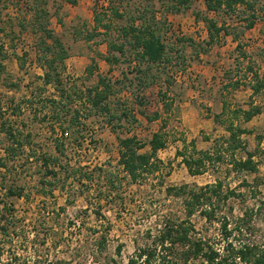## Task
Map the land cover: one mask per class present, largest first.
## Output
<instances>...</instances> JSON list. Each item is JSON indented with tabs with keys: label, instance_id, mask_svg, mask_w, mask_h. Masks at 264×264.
Returning <instances> with one entry per match:
<instances>
[{
	"label": "rangeland",
	"instance_id": "obj_1",
	"mask_svg": "<svg viewBox=\"0 0 264 264\" xmlns=\"http://www.w3.org/2000/svg\"><path fill=\"white\" fill-rule=\"evenodd\" d=\"M243 1L233 12H210L205 0H0V227L4 205L13 204L11 221L20 219L27 237L14 235L13 244L29 264L41 255L82 264L85 250L101 235H107L106 253L114 264H127L137 243L147 241V231L160 229L165 217L185 218L181 200L167 195L169 187L217 181L236 193L217 204L231 236L223 238L221 224L199 213L192 218L197 232L219 249L264 240L257 211L264 198V86L257 93L252 89L257 80L264 82V0ZM41 8L47 19L39 23L33 9ZM46 20L66 53L51 68L59 84L42 80L48 61L60 54L45 37ZM208 20L227 27L214 43ZM142 22L163 38L167 52L161 63L140 57L131 29ZM98 93L106 97L94 104ZM253 107L260 113L244 121L240 110ZM231 124L245 129L244 147L236 150L226 143ZM156 133L166 142L155 157L159 170L132 182L118 163L120 139L135 137L145 145L141 152L150 153ZM201 152L224 159L191 176L183 159ZM249 153L258 171H234L232 159ZM45 157H59L58 178L42 179ZM67 164L96 171L93 182H65ZM9 186L23 189L24 196L6 197ZM40 222L37 242L33 231ZM53 227L59 233L52 234ZM4 241L0 234V252ZM86 263L96 264L91 257Z\"/></svg>",
	"mask_w": 264,
	"mask_h": 264
},
{
	"label": "trees",
	"instance_id": "obj_2",
	"mask_svg": "<svg viewBox=\"0 0 264 264\" xmlns=\"http://www.w3.org/2000/svg\"><path fill=\"white\" fill-rule=\"evenodd\" d=\"M207 10L210 12H233L235 7L244 2L243 0H205ZM252 7V6H251ZM115 13L118 12L115 10ZM33 18L36 22L42 23L41 18L47 19V11L45 9H33ZM97 19V17H95ZM48 21L43 23V32L46 39L52 40L53 48H60V54L58 58H54L48 61L49 66H46V72L43 77V82L45 85L51 83L59 84L61 81L59 78H53L51 73V68H53L56 62L63 61L66 58V53L62 48V43L60 39L54 36L51 30L47 28ZM255 24L254 19L250 21L247 25L248 29H251ZM207 28L209 32V41L214 43L216 39L220 37V34L224 32L226 34V26H219L215 21L208 20ZM108 28V27H107ZM4 32V31H1ZM131 32H133L134 44L140 49V57L147 61L149 64H158L163 62L166 58L167 47L163 41L161 35L154 30L152 25H145L143 22L140 27H132ZM129 31L125 30L127 35ZM45 50L52 51L51 47L46 46ZM50 68V69H47ZM53 71V69H52ZM259 79V75H256ZM258 84L252 89L254 93H257L263 88L264 82L257 80ZM106 97V93H98L96 99H94V104H99ZM57 103L56 101H52ZM243 114V120L248 122L254 116L260 113L259 107H253L248 111L240 110ZM124 116H128L127 113H123ZM158 115H156L157 117ZM60 119V117H55ZM3 128H6V123H3ZM66 130H63L65 134ZM227 132L229 137L226 139V143L233 147L234 150L244 147L241 141V135L245 133V129L235 126L233 124L227 127ZM6 135L12 137L10 131L6 132ZM22 146V144H21ZM57 146V145H56ZM151 149L150 153H142L141 151L145 148V145L140 143L135 137H127L120 139V157L119 165L123 168L124 172L130 177L132 182L139 181L144 173L154 172L159 170V161L155 159L156 154L159 150L166 147V142L161 138L160 134L156 133L153 135L151 141L149 142ZM254 155L252 153L247 154L246 159H232L231 165L234 171H247V172H257V163L253 159ZM224 159L221 153L215 154L213 158L208 153H199L198 158L190 157L184 158L183 163L186 165L191 176L202 175L206 172L208 164L213 161L222 162ZM59 157H45L41 163L45 173H43L42 179L48 176H53L58 178L59 172L57 170V165L59 164ZM52 164V165H50ZM70 164V163H69ZM52 166V167H51ZM69 170L64 169L63 173L69 172L67 176L64 177V181H68L73 178L78 184H86V182H93L95 178V172H84L80 167L75 169L70 166ZM1 167H5V163H1ZM73 168V169H71ZM71 170V171H70ZM100 172L105 173L103 168L98 169ZM104 176V174H103ZM42 185H45V181H42ZM64 189H62L63 191ZM6 197L22 198L24 196L23 189L15 188L14 186H9L5 188ZM234 190L224 191L223 183L217 181L214 184L206 185L204 187L191 188L188 185H182L179 187H169L167 189V195L173 196L181 200L185 218L176 219L172 216L165 217L160 223V229L156 232L147 231V241L142 244L137 243L136 254L129 258L127 264H152L157 262V264H264V240L256 241L250 240L244 245L236 250H233L232 246L228 244L226 247L219 249L212 242L210 237L202 236L197 232L196 226L192 221L193 216L199 213L207 222H218L222 226V233L225 239L231 236V231L228 230L227 217L222 214V211L217 207V204L221 202H227L232 196H235ZM255 209H253L254 211ZM252 211V212H253ZM257 211L263 217L264 221V198L261 199ZM3 212V224L0 227V234L5 237V241L2 244V251L0 252V264H29L30 259L27 256L20 255L16 252L14 247V235L24 237L25 230L21 228V220L14 218L15 209L14 205L6 203L2 209ZM248 212L244 213L241 221L244 222L248 218ZM44 225L37 224L34 225V240L39 241L41 238L39 226ZM240 230H244L243 226L240 225ZM55 233H59V229L55 230L53 227L51 230ZM20 234V235H19ZM49 235V233H47ZM47 235H43L42 241L47 242ZM62 233L57 234V238L54 239L55 244H61ZM27 237L25 236V239ZM40 244V242H39ZM107 235H101L98 242L90 249L85 250V254L82 257L81 248L77 253L82 264H87L86 261L91 257L92 262L96 264H113L115 261L110 259V256L106 253ZM230 246V249L228 248ZM87 248V247H86ZM85 248V249H86ZM5 255V260L3 256ZM33 264H69L66 261L58 260L56 258H51L47 256H38Z\"/></svg>",
	"mask_w": 264,
	"mask_h": 264
},
{
	"label": "crops",
	"instance_id": "obj_3",
	"mask_svg": "<svg viewBox=\"0 0 264 264\" xmlns=\"http://www.w3.org/2000/svg\"><path fill=\"white\" fill-rule=\"evenodd\" d=\"M43 80V79H42Z\"/></svg>",
	"mask_w": 264,
	"mask_h": 264
}]
</instances>
